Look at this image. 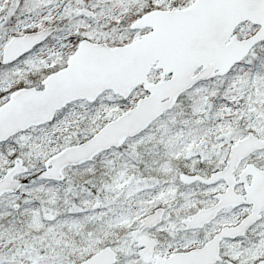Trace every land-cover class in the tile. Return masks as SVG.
<instances>
[{"label":"snow or ice","instance_id":"1","mask_svg":"<svg viewBox=\"0 0 264 264\" xmlns=\"http://www.w3.org/2000/svg\"><path fill=\"white\" fill-rule=\"evenodd\" d=\"M0 264H264V0H0Z\"/></svg>","mask_w":264,"mask_h":264}]
</instances>
